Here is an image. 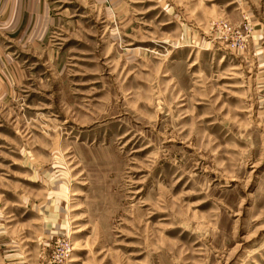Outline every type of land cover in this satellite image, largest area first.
Segmentation results:
<instances>
[{
    "label": "rangeland",
    "instance_id": "1",
    "mask_svg": "<svg viewBox=\"0 0 264 264\" xmlns=\"http://www.w3.org/2000/svg\"><path fill=\"white\" fill-rule=\"evenodd\" d=\"M0 29V264H264V0H48Z\"/></svg>",
    "mask_w": 264,
    "mask_h": 264
},
{
    "label": "crops",
    "instance_id": "2",
    "mask_svg": "<svg viewBox=\"0 0 264 264\" xmlns=\"http://www.w3.org/2000/svg\"><path fill=\"white\" fill-rule=\"evenodd\" d=\"M48 0H0V29H44L51 23Z\"/></svg>",
    "mask_w": 264,
    "mask_h": 264
}]
</instances>
